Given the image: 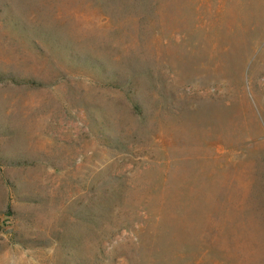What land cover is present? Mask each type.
Instances as JSON below:
<instances>
[{
	"label": "rangeland",
	"instance_id": "rangeland-1",
	"mask_svg": "<svg viewBox=\"0 0 264 264\" xmlns=\"http://www.w3.org/2000/svg\"><path fill=\"white\" fill-rule=\"evenodd\" d=\"M0 264H264V0H0Z\"/></svg>",
	"mask_w": 264,
	"mask_h": 264
}]
</instances>
